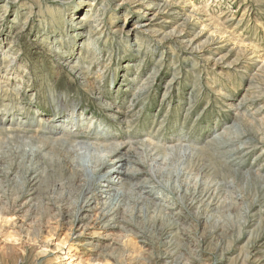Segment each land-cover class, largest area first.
I'll use <instances>...</instances> for the list:
<instances>
[{"label":"rangeland","instance_id":"1","mask_svg":"<svg viewBox=\"0 0 264 264\" xmlns=\"http://www.w3.org/2000/svg\"><path fill=\"white\" fill-rule=\"evenodd\" d=\"M59 62L83 66L89 87L80 84L82 75L70 74ZM99 88L110 99L97 100L93 93ZM58 101L78 115L84 110L92 118L94 113L105 131L118 126L121 137L129 124L119 127L122 115L108 116L105 103L115 101L125 112L134 102L133 121L139 117L142 124L133 123L132 134L141 126L164 145L192 137L200 139L201 150L210 137L226 135L225 126H233L242 106L244 120L229 139L240 140L234 149L246 142L257 145L240 155L242 169H235L246 170L235 174L218 168L229 156H217L215 150L164 167L167 174L175 173L172 185L186 184L189 202L203 191L218 205H197L188 214L201 221L184 228L197 247L180 237H163L169 219L154 210L128 217L127 232L96 227V213L79 228L58 227L57 218L40 212L28 220L23 202H15L25 191L0 177V264H69L72 254L64 255L73 245L79 264H260L254 254L264 247V179L246 173L261 168L264 176V0H0V109L14 107L19 114L25 106L23 113L38 126L41 110L64 111L56 108ZM7 168L4 160L0 174ZM42 183L47 202L62 206L59 193ZM165 196L170 204L176 198H169L168 190ZM138 233L149 243L145 250L139 249ZM106 235L115 250L99 258L94 241L108 243ZM62 238L67 244L56 250Z\"/></svg>","mask_w":264,"mask_h":264},{"label":"bare ground","instance_id":"2","mask_svg":"<svg viewBox=\"0 0 264 264\" xmlns=\"http://www.w3.org/2000/svg\"><path fill=\"white\" fill-rule=\"evenodd\" d=\"M82 21L84 22V19ZM143 23H140L142 27H144ZM10 62L6 61L5 64H10ZM58 64L68 68L72 75H82V77H78L80 84L83 86L87 84L89 87L87 83L89 75H86L88 72L85 71L86 69H82L83 66L77 64L78 67H74L68 63L65 64V62ZM12 71L13 69H11ZM20 90L17 91V95ZM50 90L54 93L53 89ZM94 93L97 100L110 99L100 88ZM114 103L111 104L109 101L105 103L108 116L116 112L117 116L122 115L119 127L129 124V132L122 137L120 136L122 130L118 129V126L113 128V131H105L103 126L101 127L102 124L93 120L96 117L94 113L91 114L92 118L88 116V111L84 112V110H82V114L78 115V112L76 113L72 107H65L62 101L56 102V108L63 107L64 111L54 112L51 114L52 116L49 115L50 111H40L37 117L40 122L38 126L32 124L34 118H30L29 112H27L28 114L23 113L26 110L25 106L18 109L19 114L14 113V107L10 108V112L6 109L7 107L0 109L2 110V117H0V166L4 160L8 164L7 172L5 175L0 174V177L4 180L7 179L14 185V189L25 191L22 195L17 194L15 202H19V200L23 202L20 207L23 211L26 209L25 217L28 220L35 219L34 215H38L40 212L41 217L57 218L58 227L70 224L73 228H79L84 225L90 215L96 213L94 222L96 227L101 225L107 230L116 229L127 232L129 231L128 226H132L128 217H134L139 213L143 214L144 210H154L169 219L167 228L163 230V237L166 239L180 237L197 247L199 242L196 238L190 237L188 235L190 231L184 230V228H189L192 224L201 225V221H195L188 214L197 205L205 206L207 203L209 208H216L218 205L214 203L212 197L203 191H200L198 197L194 194V198L189 202V192L187 188L185 189L186 184H178L179 180H176L172 185L171 178L175 173L167 174L164 167L177 162V159L192 157L202 151L215 150L217 156H229V160H225L226 165L218 167L219 169L223 168L222 171L226 170L228 173L235 174L246 170H239L242 168L237 159L247 151L254 150L257 144L246 142L243 143L245 147L234 149L240 140L229 139L230 136H233V130L244 120V116L239 113L243 107L236 108L237 115L234 117L236 120L233 126H225L226 135L210 137L206 141L204 149L201 150L197 148L201 142L200 139L192 137H170L173 139L166 140L164 145L154 141L144 129H140L141 126L135 134H132L130 131L133 129V123H141L139 117L133 121L136 115L133 114L137 108L136 105L131 102L129 110L124 112ZM18 105L16 106L19 107ZM109 118L111 119L109 122H112V118ZM113 118H115L114 115ZM84 121L88 124L91 122V126L86 125ZM100 127L103 129L100 130ZM210 130L208 135L211 133ZM190 144H195V146ZM4 146L9 149V155L3 152ZM117 167L118 169H116ZM236 167L239 169H235ZM247 170L246 174L249 177L264 179L261 168ZM201 172L203 174L204 169ZM176 174H178L176 177L180 176V172L177 171ZM51 179L53 183H51ZM43 181H46L55 192L59 193L62 206H55L51 202H47L44 196ZM201 187L202 184L198 185L197 183L196 189L199 190ZM167 190L169 198L172 195L176 196L172 204H170L172 201L165 200ZM174 206L177 208V212L171 214ZM10 219H12L11 216ZM8 223L10 222L8 221ZM178 223H182L184 226L179 229ZM185 225L187 226L185 227ZM82 234L83 232L81 236ZM101 234L103 233H99V236ZM104 239L108 243L102 242L101 238L94 241L96 242L94 248L98 249L97 256L99 258H106L110 251L115 250V244L110 239V235H106ZM136 240L140 250H145L149 246L145 237L139 233L136 234ZM94 242L88 243V245H93ZM66 244V239L62 238L55 249L62 251ZM42 249L44 248L42 247ZM260 249L254 255H259L258 262L264 264V255H262L264 247ZM75 251H77L76 247L70 246L68 253L64 255L68 257L69 254H72L68 257L69 264H79L76 254H73Z\"/></svg>","mask_w":264,"mask_h":264}]
</instances>
